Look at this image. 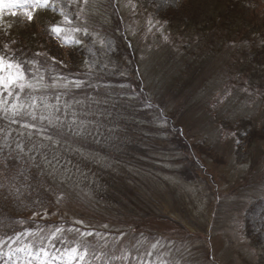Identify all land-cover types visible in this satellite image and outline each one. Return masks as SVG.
Wrapping results in <instances>:
<instances>
[{"label": "rangeland", "instance_id": "374dc122", "mask_svg": "<svg viewBox=\"0 0 264 264\" xmlns=\"http://www.w3.org/2000/svg\"><path fill=\"white\" fill-rule=\"evenodd\" d=\"M3 3L0 54L35 61L38 72L26 67L49 87L35 93L36 120L0 114V203L40 180L52 205L0 235V264H28L9 251L57 227L68 246L77 230L97 234L83 264H264V0ZM61 8L88 29L69 34L81 44L50 33Z\"/></svg>", "mask_w": 264, "mask_h": 264}, {"label": "snow or ice", "instance_id": "6c2138e0", "mask_svg": "<svg viewBox=\"0 0 264 264\" xmlns=\"http://www.w3.org/2000/svg\"><path fill=\"white\" fill-rule=\"evenodd\" d=\"M74 3L75 0H70ZM88 0H84L87 4ZM51 6L54 11V0H9L7 7L9 8H47ZM4 7L3 0H0V9ZM59 14L62 17V21L53 25L49 31L58 40L61 41L62 46L79 45L82 41L75 36L69 39V34L81 33L85 36L89 35L86 27H80L75 25V21L64 11L63 8L59 9ZM27 20L31 23L34 19L32 11L25 13ZM79 19V13L76 14ZM61 25H69L70 27H62ZM5 51H8V46L5 45ZM91 51V49H89ZM36 55H40L37 53ZM54 59V58H53ZM29 63L32 64L36 71L39 68L36 66L35 61L18 60L14 56H7L0 54V114L8 118L12 123H16L17 117L30 116L32 120L37 119L35 109L37 108L38 97L35 95L41 89L48 88L49 85L42 84L43 77H37L36 73L30 72L26 67ZM52 84L51 87H55ZM66 86V85H65ZM75 87H80L79 82H75ZM57 101L59 97H56ZM11 100V103L9 101ZM45 108L52 107L56 111L59 109L54 105L44 104ZM48 119L49 123H52L51 114L49 117L40 116L39 119ZM75 123V121H73ZM24 128L35 127L28 123L22 125ZM235 136L236 133H231ZM51 139V137H47ZM240 143L239 140L236 141ZM20 148V145H17ZM22 150V149H21ZM39 214V213H35ZM82 223V221H77ZM105 227H107L105 225ZM64 229L57 227L48 237H41V245L36 247L33 244H25L23 247H17L14 250H10L8 253L9 259H12L16 253H23L28 258V264H32V261H36V264H74L75 261H80L81 264L87 259L89 255L96 256L95 249L92 246L91 240L97 234L93 232H80L76 231L73 237V246H68L67 240L63 236ZM26 235H33L32 233H26ZM20 237L17 236L13 243L19 241ZM44 240H47V247L44 246ZM56 241L64 244L62 249L56 248ZM156 245L153 244V247ZM49 248L55 249V251H49Z\"/></svg>", "mask_w": 264, "mask_h": 264}, {"label": "trees", "instance_id": "16d2710c", "mask_svg": "<svg viewBox=\"0 0 264 264\" xmlns=\"http://www.w3.org/2000/svg\"><path fill=\"white\" fill-rule=\"evenodd\" d=\"M220 8V7H219ZM226 8H228L229 10V5L226 6ZM218 10V8L216 9ZM219 15L217 16V21H222L225 18H228V15H223V13L221 12V10L219 9ZM262 16L264 17V11L262 12ZM226 23H228L227 21H225ZM221 26H219L218 28H220ZM204 30V29H203ZM53 54V53H52ZM54 57H56V54H53ZM47 57H49V59L54 58L52 57L49 53L47 54ZM56 59L54 58V60L51 59L52 62L56 63L55 61ZM63 68V67H62ZM65 71V70H64ZM141 90V88H140ZM145 93V92H144ZM146 94V93H145ZM148 94V93H147ZM148 98V97H147ZM145 106H147L146 111L151 112L153 115L154 114H159V117L161 116L162 112L160 110L159 107H156V105L152 102L149 101V103H147ZM163 116V115H162ZM153 119V118H152ZM166 129V128H164ZM167 131L171 130L170 127H168L166 129ZM168 135V134H167ZM161 137L163 138L164 136L161 135ZM182 139V137L180 138V140ZM185 143V141H184ZM186 144V143H185ZM182 145V144H181ZM11 164V163H10ZM24 170V168H23ZM26 172V171H25ZM19 178H21L23 176V178L28 174V172H26L27 174L23 173V171L19 172ZM23 173V174H22ZM26 178L29 180V176H26ZM9 184L11 185L10 181H8ZM36 186L34 185H30L29 183H25L24 180H21V182L17 183L16 185H18V187L16 186L17 189H15V191H19V195L10 198L6 195H4L5 201L0 203V228L1 226H3V224H7V228H5L0 235L1 236H9L11 237L13 234H15L17 231L19 232L21 229H19V225H20V220H24L21 223L25 222V218L27 217L28 214L31 213H39V215H42L43 213V209L48 208L49 206L52 205V199L50 197V192L48 193V191L45 188H41L40 186V180H36L35 181ZM2 188L4 191L7 190V186L5 184L2 185ZM30 189H32V191L35 193V196L30 197L29 193L27 191H30ZM27 190V191H26ZM8 202L12 203L14 205L12 212L14 211V214L11 215V209H9V211L6 213H2L3 208L8 204ZM3 205V206H2ZM34 218V217H33ZM59 219H64L69 221V219H67L63 214H59ZM31 222V220H29ZM32 221L34 222L35 219H32ZM39 223L48 228L49 227V223L53 224L54 222L52 221H45V220H40L39 219ZM3 230V229H2ZM5 238V237H3ZM65 238V237H64ZM68 240V244H70L72 242V239H67ZM56 247H63L64 245L62 243H60L59 241H56Z\"/></svg>", "mask_w": 264, "mask_h": 264}]
</instances>
